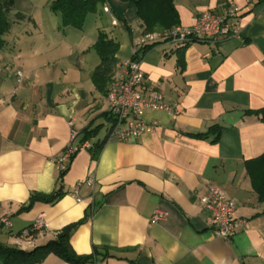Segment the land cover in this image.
<instances>
[{
	"label": "crops",
	"instance_id": "0c3cea01",
	"mask_svg": "<svg viewBox=\"0 0 264 264\" xmlns=\"http://www.w3.org/2000/svg\"><path fill=\"white\" fill-rule=\"evenodd\" d=\"M173 1L178 25L184 27L203 11L233 3L241 8L242 35L217 44L198 40L182 50L165 43L149 46L141 63V90L161 92L178 112L148 109L145 119L155 123V130L132 141L108 138L107 93L95 87L92 74L100 63L94 44L99 30H106L100 14L113 26L108 7L118 21L113 27L126 29L117 14L126 20L130 38L118 40L119 62L131 56L132 40L144 32L133 6L106 0L93 13L90 32L83 25L74 40L75 28L61 31L41 14L28 18L35 33L27 40L9 46L4 39L0 218L8 217L11 226L0 228V243L33 249L81 221L69 237L71 248L77 255L98 248L93 260L81 264H264V198L247 171L249 161L264 155V121L249 112L264 108V0ZM72 131L76 142L87 146L59 181L54 158L71 141ZM88 178L94 185L83 184L74 195ZM211 184L235 203L234 216L248 223L229 239L215 235L199 205ZM59 188L65 194L56 202L36 201L24 209L32 192L51 194ZM157 210L168 214L154 221ZM39 217L45 227L23 235ZM33 264L73 263L50 253Z\"/></svg>",
	"mask_w": 264,
	"mask_h": 264
},
{
	"label": "built area",
	"instance_id": "2783aa9c",
	"mask_svg": "<svg viewBox=\"0 0 264 264\" xmlns=\"http://www.w3.org/2000/svg\"><path fill=\"white\" fill-rule=\"evenodd\" d=\"M112 17V25H118L117 19L112 15L108 7L104 8ZM241 8L233 3H228L220 10L203 11L191 26H175L168 29H157L143 32L139 37L132 40L131 56L116 63L112 80L107 90L109 103L108 113L111 124L108 129V138L119 141H132L144 133L155 130V123L145 119L148 109H167L171 113H177L175 105L167 104L164 95L151 90L147 95L141 88L144 81V71L141 68L144 53L149 46L160 43L169 45L172 49H184L195 41L203 40L217 44L227 38H241ZM1 52V48H0ZM18 77L22 73L17 71ZM77 132L72 131L71 141L54 158L58 173H64L69 168L75 154L87 144H79ZM87 184L94 185V180L88 178L77 184L74 195H78V188ZM78 197V196H77ZM199 205L210 217V225L216 236L229 239L240 227L247 226V220L236 218L234 212L235 203L229 199L226 193L219 187L211 184L206 193L200 198ZM167 212L157 210L153 215L154 221L163 220ZM11 222L8 217L0 218V228H9ZM45 227L43 217L37 218L31 225L22 231L23 235L38 232Z\"/></svg>",
	"mask_w": 264,
	"mask_h": 264
},
{
	"label": "trees",
	"instance_id": "16d2710c",
	"mask_svg": "<svg viewBox=\"0 0 264 264\" xmlns=\"http://www.w3.org/2000/svg\"><path fill=\"white\" fill-rule=\"evenodd\" d=\"M119 1L127 3L135 8L136 15L144 27V32L172 28L178 26L180 23L179 15L173 0ZM105 2L106 0H52L49 7L51 11L59 15L61 27L82 29L86 16L90 13L99 11V8L102 7ZM14 3L15 0H0V48L3 47L5 43L3 36L10 28L8 14L13 8ZM116 16L118 20L125 25L126 29H128L126 20L118 14ZM111 31L112 30H99L97 40L94 44V49L100 58V63L92 74V81L95 87L105 94L107 93L108 85L114 74L117 63L116 54L120 48L118 39L113 36V32ZM178 63L183 67L182 56L179 57ZM249 112L257 115L261 121H264V108ZM211 131L216 134L215 140H217L219 136V127L214 126ZM92 132L93 130L85 132L83 139H87ZM102 145L103 143L99 144L97 149L99 150ZM96 156L97 155H95V157ZM247 171L253 181L255 189L260 196L264 198V155L249 161L247 163ZM66 172L58 173L59 181H61ZM64 194L65 192L60 188L51 194L32 192L28 204L24 209L30 208L36 201L54 203ZM80 222L65 226L59 231L55 239L49 240L45 244L38 245L33 249L24 250L17 246L0 243V264L40 263L50 253H54L73 264H81L93 260L98 253L97 247H94L93 253L90 255H77L69 244V237ZM34 233L35 232H31L28 235L32 236Z\"/></svg>",
	"mask_w": 264,
	"mask_h": 264
},
{
	"label": "rangeland",
	"instance_id": "374dc122",
	"mask_svg": "<svg viewBox=\"0 0 264 264\" xmlns=\"http://www.w3.org/2000/svg\"><path fill=\"white\" fill-rule=\"evenodd\" d=\"M51 1L52 0H15L13 8L8 14V18L10 21V28L8 32H6L3 36V38L6 40V43L9 46H13V45L17 46L16 40H20V42H23L28 39L31 32L35 33L33 22L31 20H28V18L29 17L38 18L39 14H41L45 23H47L48 21L49 23L55 24L57 27L58 26L60 27L59 15L51 11L49 7ZM20 13L25 14L26 18L21 17ZM100 15H101V23L103 24V26L106 28L107 31L112 30L111 32H113V36L116 37L119 41L122 42L130 38L129 33L125 28H123L122 26H117V27L111 26L110 18L104 14H100ZM93 17H94L93 13H91L89 14L87 20L85 21L84 23V26L86 29L85 33H89L90 30L92 29L93 24H94ZM18 18L20 19L18 20ZM131 22L133 24V21ZM56 26H55V29H56ZM63 29L64 27H60L61 31ZM74 31L76 33L72 32V34H70L71 37H74L73 40L75 39L76 35H79V36L81 35L80 29L78 30L75 28ZM92 53L93 55L96 56L95 51H93ZM103 132L104 130H102L101 133Z\"/></svg>",
	"mask_w": 264,
	"mask_h": 264
}]
</instances>
